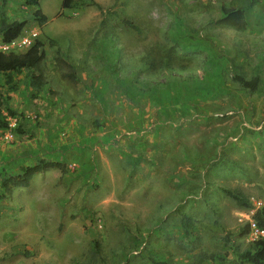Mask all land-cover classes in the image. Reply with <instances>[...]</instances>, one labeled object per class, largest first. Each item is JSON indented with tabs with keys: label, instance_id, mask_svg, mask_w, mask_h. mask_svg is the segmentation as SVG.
Instances as JSON below:
<instances>
[{
	"label": "rangeland",
	"instance_id": "obj_1",
	"mask_svg": "<svg viewBox=\"0 0 264 264\" xmlns=\"http://www.w3.org/2000/svg\"><path fill=\"white\" fill-rule=\"evenodd\" d=\"M61 2L39 1V25L34 6L0 0L27 19L0 50L45 49L40 88L26 69L0 74V179L39 159L66 166L0 198V264H237L223 236L264 204V0H77L58 15ZM222 6H244L247 28L216 25Z\"/></svg>",
	"mask_w": 264,
	"mask_h": 264
},
{
	"label": "trees",
	"instance_id": "obj_2",
	"mask_svg": "<svg viewBox=\"0 0 264 264\" xmlns=\"http://www.w3.org/2000/svg\"><path fill=\"white\" fill-rule=\"evenodd\" d=\"M4 3L6 0H1ZM40 0H23L28 6H34L35 9L31 18L39 25H43L47 21V16L40 8ZM77 0H62L61 10L58 15L62 14L65 8L74 7ZM100 8V6H99ZM27 23L26 18L8 20L3 11L0 9V38L3 43L9 44L15 40L22 32ZM132 26L130 22H126ZM216 25L230 27L234 30L243 31L247 28L246 11L244 6L221 7V16L214 20ZM45 58V49L43 42L39 39L33 43L22 53H14L12 51L0 50V74L8 75L10 72L21 71L26 69L29 71L30 84L38 89L43 83V72L39 68ZM58 69L62 71V76L72 83H76L78 75L75 67L60 53H56L54 58ZM234 82L241 85L244 89L256 90L259 86V77L257 75L251 78H245L242 74H233ZM3 99L0 93V129L8 127V120L2 117ZM9 117H15L16 112L7 109ZM65 164L59 160L39 159L35 163L23 166L17 173H7L0 179V198L9 195L14 187H26L30 184V180L34 174L43 172L47 169L57 168L60 171L65 170ZM225 196L231 198L236 205L246 210L252 209V203L245 195L230 188L221 187L219 189ZM255 233V237L251 240L250 247L241 249L240 244L236 243V238ZM224 245L233 253L237 264H264V204L253 209L250 219L245 221L236 231H227L223 236ZM153 264H167L164 261L153 260Z\"/></svg>",
	"mask_w": 264,
	"mask_h": 264
},
{
	"label": "crops",
	"instance_id": "obj_3",
	"mask_svg": "<svg viewBox=\"0 0 264 264\" xmlns=\"http://www.w3.org/2000/svg\"><path fill=\"white\" fill-rule=\"evenodd\" d=\"M68 9V8H65V10Z\"/></svg>",
	"mask_w": 264,
	"mask_h": 264
}]
</instances>
